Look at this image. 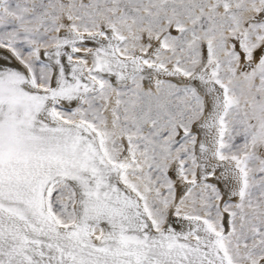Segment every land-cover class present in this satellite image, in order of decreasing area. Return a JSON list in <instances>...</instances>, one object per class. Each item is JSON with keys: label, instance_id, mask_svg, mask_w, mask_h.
I'll return each instance as SVG.
<instances>
[{"label": "snow or ice", "instance_id": "1", "mask_svg": "<svg viewBox=\"0 0 264 264\" xmlns=\"http://www.w3.org/2000/svg\"><path fill=\"white\" fill-rule=\"evenodd\" d=\"M0 264H264V0H0Z\"/></svg>", "mask_w": 264, "mask_h": 264}]
</instances>
